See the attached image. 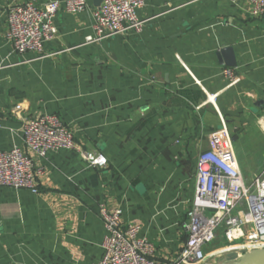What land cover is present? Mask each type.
<instances>
[{
    "label": "crops",
    "instance_id": "obj_1",
    "mask_svg": "<svg viewBox=\"0 0 264 264\" xmlns=\"http://www.w3.org/2000/svg\"><path fill=\"white\" fill-rule=\"evenodd\" d=\"M27 1L48 0H0V150L21 148L42 174L37 193L0 186V264L97 263L100 204L138 224L151 256L173 264L188 238L197 157L219 115L246 184L264 172V18L248 0H144L141 32L85 43L95 8L87 0L81 12L58 9L41 54H19L5 38L7 8ZM225 67L239 77L233 85ZM48 113L107 165L89 167L74 150L27 149L22 121ZM224 241L218 227L206 259L190 264H216Z\"/></svg>",
    "mask_w": 264,
    "mask_h": 264
},
{
    "label": "built area",
    "instance_id": "obj_2",
    "mask_svg": "<svg viewBox=\"0 0 264 264\" xmlns=\"http://www.w3.org/2000/svg\"><path fill=\"white\" fill-rule=\"evenodd\" d=\"M248 1L250 13L264 18V0ZM143 4L144 0H102L91 12L92 33L84 37L85 43L128 31L141 32L145 20L138 16V9ZM87 6V0H48L41 7L32 1L11 5L7 8L5 38L19 54H41L44 43L56 31L54 18L58 9L81 12ZM222 75L228 85L239 80L230 67L223 68ZM207 99L213 102L214 96L208 95ZM20 109L21 103H17L12 112ZM219 117L220 127L211 134L208 148L197 157L196 185L187 213L188 238L173 264L204 261L207 255L202 247L215 239L218 227L223 228L226 241L219 253L264 248V172L246 184L233 152L232 138ZM21 131L25 147L38 157L54 150H74L89 167L107 165L103 153L78 146L70 128L54 113L23 120ZM41 174V167H36L21 148L0 150V186L37 193ZM99 213L105 235L102 256L95 264H165L151 256L152 244L139 235L138 224H123L118 208L100 204Z\"/></svg>",
    "mask_w": 264,
    "mask_h": 264
},
{
    "label": "water",
    "instance_id": "obj_3",
    "mask_svg": "<svg viewBox=\"0 0 264 264\" xmlns=\"http://www.w3.org/2000/svg\"><path fill=\"white\" fill-rule=\"evenodd\" d=\"M95 7L99 6L102 0H92ZM225 59V64L228 66H236L231 55L230 48H223L221 50ZM216 264H264V248H256L250 251L241 249L240 251L229 250L225 252L216 262Z\"/></svg>",
    "mask_w": 264,
    "mask_h": 264
},
{
    "label": "rangeland",
    "instance_id": "obj_4",
    "mask_svg": "<svg viewBox=\"0 0 264 264\" xmlns=\"http://www.w3.org/2000/svg\"><path fill=\"white\" fill-rule=\"evenodd\" d=\"M221 226H223V224ZM224 243H226V241H224ZM202 250H203V247H202Z\"/></svg>",
    "mask_w": 264,
    "mask_h": 264
}]
</instances>
